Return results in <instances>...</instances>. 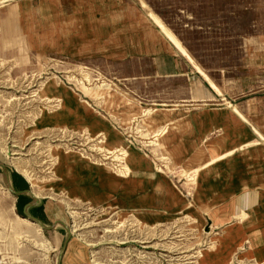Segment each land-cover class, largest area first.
I'll use <instances>...</instances> for the list:
<instances>
[{"label":"rangeland","instance_id":"obj_1","mask_svg":"<svg viewBox=\"0 0 264 264\" xmlns=\"http://www.w3.org/2000/svg\"><path fill=\"white\" fill-rule=\"evenodd\" d=\"M86 1L0 0V264H264L247 255L252 230L239 239L242 231H231L206 259L203 250L212 251L210 242L231 225L226 227L216 209L196 200L198 166L175 164L174 150L167 147V133L175 126L167 108H180L172 100L187 94L189 82L193 86L200 81L202 112L212 119L221 112L217 121L222 126L247 132L252 142L248 150L264 149V0H98L103 4L98 10L83 6ZM154 17L192 60L177 79L157 76L151 55L135 60L137 54L129 48L134 41L147 40L185 61ZM83 27L92 36L98 32L96 42L105 48L128 47L124 52L131 54L116 55L118 49H110L107 62L98 51L87 58L42 49L56 30ZM136 64L143 70L134 71ZM56 89L63 93L55 96ZM71 97L95 118L109 121L122 143L109 145L103 132H90L81 124L47 125L52 119L48 115ZM157 112H163L164 120ZM221 133L208 131L202 145ZM11 143L23 148L20 157L29 177L4 153ZM106 149L125 154L115 152L119 159L113 160ZM130 152L151 161L154 172L182 197L177 208L160 212L154 222L141 219L151 209L131 208L124 195L79 196L78 174L56 183L60 155L75 156L85 178L103 187V170L120 174ZM32 192L42 198L34 202ZM245 219L235 216L232 226Z\"/></svg>","mask_w":264,"mask_h":264},{"label":"crops","instance_id":"obj_2","mask_svg":"<svg viewBox=\"0 0 264 264\" xmlns=\"http://www.w3.org/2000/svg\"><path fill=\"white\" fill-rule=\"evenodd\" d=\"M82 5L87 8L91 7V10L94 7L98 10V7L103 6L102 2L98 0H87ZM50 9L51 7L48 11H51ZM54 23L57 24V21ZM84 29L83 27L77 32L75 30L72 32V29L71 31L56 30L54 35L50 37V41H43L42 49L50 47L56 51L58 49L67 50L69 54H74L73 56H87V58L92 56L94 51H98L99 54H103L101 60H107V62L112 56L111 50L118 49V52H115L116 55L126 53L124 51H127L128 47L124 49L120 46H115L112 49L111 47L105 48L96 42L97 39L101 38L98 32L92 36L90 32ZM54 40L55 44L52 43ZM170 44L181 56L185 57V61L176 60L174 52H160V46L151 42L149 44L147 40L145 42L134 41V44L130 45L129 48L133 49L131 53H134L135 56L137 54L135 60H139L140 56L144 54L151 55L152 69L157 76L161 74L177 79L185 69H190L192 60L190 57L181 54L171 42ZM131 53L127 52L125 55ZM159 53L166 56L160 59ZM134 67V71L143 70V66L136 64ZM191 88H194L192 93ZM59 92L61 94L63 90L56 89L54 91L55 96H58ZM61 96L63 97V95ZM172 102L178 104L180 108H167L169 109L170 120L175 122V126H171L167 133V147L174 150V155L170 156L175 164L190 166L193 169L198 166L196 200L200 201L201 205L205 201L206 206L216 209L219 222L226 227L231 225L223 235L210 242L214 246L212 251L203 250L206 259L209 260L214 252L217 253V249L230 238L231 231L235 229L242 231L238 232L236 236L239 239L243 235H248L249 230H252L254 232L253 238L247 237L250 240L247 250L249 246L251 247L250 251L247 252L246 250L247 255L264 263V149L258 147L248 150L246 147L252 142L248 139L247 132L243 131L237 134L232 132L233 129L230 126H222V123L217 121L221 118V112H215L214 119L208 116L210 113L202 112V84L200 81H194L193 86L189 82L187 94L178 99H173ZM64 103L60 111L48 115L52 119L47 125L81 124L90 132H103L108 137L109 145L115 146L122 143L121 138L113 131L109 121L106 123L95 118L73 97L66 99ZM173 104L170 105L174 106ZM193 105L199 106L193 108ZM156 114L164 120L163 112ZM164 122L162 121L161 124H165ZM166 124L168 123L166 122ZM160 128L159 126L154 130ZM210 130H222V133L220 135L215 134L206 144L202 145V141ZM74 157L58 156L55 176L56 183H63L68 182L75 174H78L75 192L79 196L94 197L99 193L101 197L111 198L113 197L112 194L115 193L121 198L124 195L125 198L130 199L131 208L136 210H140V208L151 209L150 212L141 213V219L145 222L156 221L160 217V212L165 214L177 208V205L182 201V197L165 177L154 172L152 162L139 153H129L126 163L129 174L121 175L115 172L114 176L103 170L105 174H103L102 179L104 181L103 187L96 186L94 180L89 181L88 178H85V173L79 170L81 166L74 163L76 161ZM127 176L128 178H121ZM238 215L246 216L245 222L240 226H232L235 221L234 217ZM234 238L235 236L228 244L233 243ZM211 263L227 264L219 263V261Z\"/></svg>","mask_w":264,"mask_h":264},{"label":"bare ground","instance_id":"obj_3","mask_svg":"<svg viewBox=\"0 0 264 264\" xmlns=\"http://www.w3.org/2000/svg\"><path fill=\"white\" fill-rule=\"evenodd\" d=\"M154 16V15H153ZM154 20L155 22L157 23L158 27L161 29V31L164 33V35L167 37V39L184 55L188 56L187 52L185 51V49L181 46L179 40L172 34L170 33L165 25L156 19V17H154ZM153 20V21H154ZM189 57V56H188ZM191 60V59H190ZM197 72L199 74H202V71L197 68ZM211 86L214 87V85L211 83ZM27 89V88H26ZM159 132V131H158ZM6 147V146H5ZM23 148L15 143H11L9 144L6 149L4 150V153H8L9 155H11L9 157L10 159V163L11 165L18 171V172H21L22 174L26 175L29 177L28 175V170L26 168H24V166L26 165V162H24L22 160V158L20 156H24V153L22 152ZM108 153H110L112 156H114L112 159L114 160L115 158L119 159V155H114L115 152H117V154H120V155H124L125 152L123 150H120V149H113V150H108L106 149ZM1 151V150H0ZM3 152V151H2ZM56 158V157H55ZM56 160V159H55ZM54 160V161H55ZM117 168V167H116ZM128 167H124V168H118V172L120 174H126V172H128ZM30 179V178H29ZM37 180V179H36ZM8 186V189H9V185L7 184ZM33 190V189H32ZM10 191V189H9ZM11 192V191H10ZM32 194L34 195V197L36 199H39V198H42V197H39L38 194L36 193H33ZM45 198V197H43ZM29 220H32L30 218H28ZM31 222H34L36 224H38L37 222H35L34 220H32ZM39 225V224H38ZM40 226V225H39ZM41 227V226H40ZM74 230L71 229V233L73 232ZM89 245V244H88ZM145 248V247H144ZM182 251V250H181ZM169 260V259H168ZM93 261V260H92ZM94 264H98V262H95ZM202 264V263H201Z\"/></svg>","mask_w":264,"mask_h":264},{"label":"water","instance_id":"obj_4","mask_svg":"<svg viewBox=\"0 0 264 264\" xmlns=\"http://www.w3.org/2000/svg\"><path fill=\"white\" fill-rule=\"evenodd\" d=\"M9 189H10L11 193H12L14 196L17 195V192H15L14 190H12V188H11L10 186H9ZM33 200H34V202L37 201V199L34 198V197H33ZM27 218H30V219L34 220V221L37 222L41 227H45V226H44V225H43L38 219L33 218V217H31V216H28Z\"/></svg>","mask_w":264,"mask_h":264}]
</instances>
